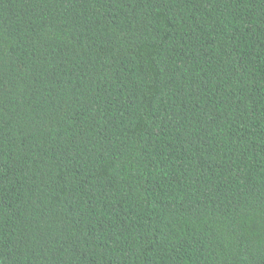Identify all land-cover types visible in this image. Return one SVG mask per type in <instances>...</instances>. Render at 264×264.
Wrapping results in <instances>:
<instances>
[{
	"label": "trees",
	"instance_id": "obj_1",
	"mask_svg": "<svg viewBox=\"0 0 264 264\" xmlns=\"http://www.w3.org/2000/svg\"><path fill=\"white\" fill-rule=\"evenodd\" d=\"M0 264H264V0H0Z\"/></svg>",
	"mask_w": 264,
	"mask_h": 264
}]
</instances>
